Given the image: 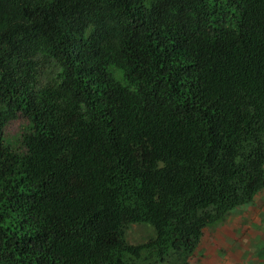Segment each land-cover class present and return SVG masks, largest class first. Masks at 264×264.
<instances>
[{
    "label": "trees",
    "instance_id": "1",
    "mask_svg": "<svg viewBox=\"0 0 264 264\" xmlns=\"http://www.w3.org/2000/svg\"><path fill=\"white\" fill-rule=\"evenodd\" d=\"M262 189L264 0H0V264H196Z\"/></svg>",
    "mask_w": 264,
    "mask_h": 264
},
{
    "label": "crops",
    "instance_id": "2",
    "mask_svg": "<svg viewBox=\"0 0 264 264\" xmlns=\"http://www.w3.org/2000/svg\"><path fill=\"white\" fill-rule=\"evenodd\" d=\"M217 223L214 227L207 226L205 228L202 240L194 255L196 264H228V235L230 239L237 238L233 233L240 232V230L242 233L251 232L250 236L257 239L254 242V249L258 252L255 254L258 255V262L261 258L264 259V189L255 196L253 201L229 211ZM221 250L224 252V257H214ZM253 261L255 264L257 263L256 260H251V262ZM241 264L250 263L241 262Z\"/></svg>",
    "mask_w": 264,
    "mask_h": 264
},
{
    "label": "rangeland",
    "instance_id": "3",
    "mask_svg": "<svg viewBox=\"0 0 264 264\" xmlns=\"http://www.w3.org/2000/svg\"><path fill=\"white\" fill-rule=\"evenodd\" d=\"M24 124L25 119L23 117L12 119L7 124V133L13 136L17 135L18 133H20ZM216 223L211 224L208 227H214L218 224ZM152 233L153 230L149 226L145 224H134L129 229L128 236L132 242H143L147 240L148 237L152 235ZM234 234L237 236V238L230 239V236L228 235V264H241V262H249L250 264H255V261L251 262V260H256V264L264 263V259L262 258L261 260L259 259L260 261L258 262V255L255 254L258 251L254 249V242H256L257 239H254L250 236L252 235L251 232L249 233L245 231V233H242V231L240 230V232H235L233 233V235ZM223 255L224 252L221 250L217 255L215 254L214 257H224Z\"/></svg>",
    "mask_w": 264,
    "mask_h": 264
}]
</instances>
